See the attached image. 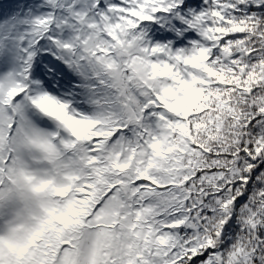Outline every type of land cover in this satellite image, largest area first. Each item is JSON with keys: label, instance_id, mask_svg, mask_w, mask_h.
I'll return each mask as SVG.
<instances>
[{"label": "snow or ice", "instance_id": "obj_1", "mask_svg": "<svg viewBox=\"0 0 264 264\" xmlns=\"http://www.w3.org/2000/svg\"><path fill=\"white\" fill-rule=\"evenodd\" d=\"M0 264H264V0H0Z\"/></svg>", "mask_w": 264, "mask_h": 264}]
</instances>
